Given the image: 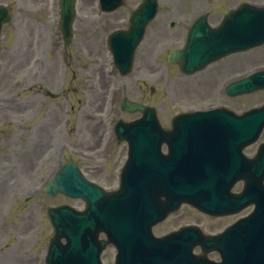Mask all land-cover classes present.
Returning <instances> with one entry per match:
<instances>
[{
	"label": "rangeland",
	"instance_id": "rangeland-1",
	"mask_svg": "<svg viewBox=\"0 0 264 264\" xmlns=\"http://www.w3.org/2000/svg\"><path fill=\"white\" fill-rule=\"evenodd\" d=\"M0 2L11 6L13 12V21L6 27L0 47V246L8 249L0 256V264H31L34 261L28 258L29 249L26 247L29 229L33 227V223L28 222L30 215L37 226L41 225L40 233L46 243L52 229L44 216L45 208L67 200L41 197L23 202L26 189L48 168L61 163V149L71 147L93 150L87 156L91 155L95 163H83L88 176L102 185L114 186L124 154L117 151L114 145L104 155L94 159L98 155L95 148L106 122L113 115L107 110L105 85L100 77L96 80L97 87L88 95L84 93L86 61L81 37L69 49L73 54L79 50L80 57L74 59L75 71L70 72L56 52H60L58 40L55 38L54 43L50 30L45 31L36 19L26 13L35 5H46L48 0ZM48 12H41L44 18H47ZM37 17L39 19L40 14ZM47 20L45 22L49 24ZM165 38L161 31L152 32L148 44L154 47V55L158 54V45L165 42ZM87 48L92 54H98L96 45L89 43ZM257 53L233 57L234 72L264 63V54ZM246 59L250 60L247 62ZM108 67L106 65V69ZM138 76L147 74L139 72ZM120 81L118 75L114 80L107 79L112 87H117ZM155 82L156 99L164 102L165 91L159 85L164 84L165 79L157 76ZM130 86L135 93L141 94L134 82H130ZM50 92L56 97H50L47 94ZM196 95L197 91L193 89L190 93L184 92L181 98H196ZM119 97L120 93L117 102ZM166 103L171 105L172 102L168 100ZM235 106L243 108L246 105L236 103ZM85 160L82 158L81 161ZM9 171H14V174H7ZM18 242V249H15Z\"/></svg>",
	"mask_w": 264,
	"mask_h": 264
},
{
	"label": "flooded vegetation",
	"instance_id": "flooded-vegetation-1",
	"mask_svg": "<svg viewBox=\"0 0 264 264\" xmlns=\"http://www.w3.org/2000/svg\"><path fill=\"white\" fill-rule=\"evenodd\" d=\"M183 210V212H179L176 214L173 213V216L170 215L171 217L169 216L170 218H167V225L164 229H162V232L164 234L176 231L178 228L188 224L189 213L187 205L184 206ZM192 217L194 219V214H192ZM204 222L206 224L204 230L207 234L211 235L220 234L228 227V225H225L226 222H224L222 218L214 217L205 220ZM234 252L235 250L233 247H219L218 249L207 251L206 257L208 258V260L214 262L215 264H224L226 259L225 253L228 254V259H234ZM195 253L201 254L203 253V250L201 248H196ZM184 262L185 257L182 251H171L166 258V264H184Z\"/></svg>",
	"mask_w": 264,
	"mask_h": 264
}]
</instances>
